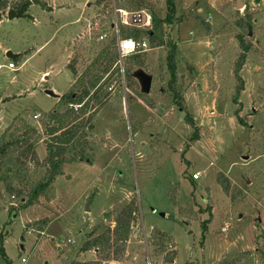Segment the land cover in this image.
<instances>
[{"label":"rangeland","instance_id":"rangeland-1","mask_svg":"<svg viewBox=\"0 0 264 264\" xmlns=\"http://www.w3.org/2000/svg\"><path fill=\"white\" fill-rule=\"evenodd\" d=\"M21 1L29 3L27 15L32 19L9 20L11 9L0 15V65L16 66L15 71H0V136L5 140L28 128L37 130L34 143L43 161L45 126L53 111L67 110L60 100L71 92L75 80L68 64L76 61L79 77L96 76L108 64L102 54L105 47L116 59L101 95L109 94L110 86L114 93L86 132L91 149L86 151L87 160L64 164L51 190L21 211H9L18 200L0 181V235L10 263L94 261L95 251L80 252L87 236L114 228V214L135 199L139 213L125 257L120 263L104 264H165L168 252L177 254L172 264H217L242 255L246 257L239 264H264V0H242L241 9L237 0H175L182 22L170 26L160 23L166 0H148L155 8L157 30L177 47L176 87L183 111L169 90L167 48H152L132 61L127 58L124 82L117 75L114 10L133 11L127 2L38 0L37 5L33 0H10V4ZM248 16L250 25L244 30L238 23ZM157 30L153 23L150 32ZM102 32L108 34L105 43L96 41ZM239 33L254 51L240 73L244 89L236 104L233 64L240 53ZM8 52L18 59L9 60ZM128 66L134 74L141 70L152 76L149 95L128 86ZM150 100L153 108L147 105ZM91 104L96 107L97 101ZM194 133L198 139L190 142ZM218 173L231 181V195L218 184ZM44 177L45 169L29 165L21 170L11 156L0 166V180L15 187L25 178L36 184ZM185 204H191L184 210L195 220L182 218ZM204 221L209 222L205 232ZM156 230L169 235L162 254L153 246ZM0 264H6L1 255Z\"/></svg>","mask_w":264,"mask_h":264},{"label":"trees","instance_id":"trees-1","mask_svg":"<svg viewBox=\"0 0 264 264\" xmlns=\"http://www.w3.org/2000/svg\"><path fill=\"white\" fill-rule=\"evenodd\" d=\"M130 6L133 11H139L141 8H147L153 15V23L156 25L157 19L155 17L154 6L148 0H124ZM10 0H0V15L4 14L7 9H12L15 12L23 11V17H29L27 11L29 3L25 1L10 4ZM101 0L98 1V4ZM166 15L160 22L162 24L174 25L182 22V18L177 17L175 10V0H166ZM1 18V17H0ZM32 19L31 17H29ZM251 18L248 16V20L242 23L239 22V27L246 30L250 25ZM203 26L209 31V25L203 23ZM158 32V33H157ZM157 32L142 31V30H123L122 37L134 38L141 42L147 39L151 45V48L165 47L168 49L166 57L167 69L170 73L169 90L173 93L175 104L183 111L185 110L184 101L182 95L177 89V47L176 44H172L169 40L164 41V37L161 36V29ZM236 39L240 53L235 59L233 64V75L237 82L236 94L234 96V102L237 104L239 96L244 89V81L241 78V71L246 63L248 55L254 51V47L251 42L244 38V34H237ZM105 43V42H104ZM109 47H105L102 52L104 59H108V64L100 71L96 76H78V72L75 68L76 61L73 60L68 64L69 70L74 75V82L70 93L61 98L60 103L67 106V110L64 113L53 111L49 117V122L45 126V139L44 145L46 149V158L41 161L36 153V147L34 138L38 136V131L33 128H28L24 132L16 135L15 137L4 139L0 136V166L3 161L11 156L15 166L21 170H25L29 165L34 169H45V177L36 184L30 182V179L25 178V181L18 187L13 186L6 180H0L5 185V190L10 197L17 198L18 203H11L9 205V211H21L27 207L33 206L38 203V199L51 190L52 184L55 178L61 174V170L64 164L74 163L87 160L86 151H90L87 130L92 123L95 115L98 111L108 102L110 99V93H102L103 89L107 85V82H103L105 77L111 73L113 62L115 63L116 57H111L109 54ZM102 54L98 60H101ZM145 57L144 54L133 55L129 57L131 61L135 58ZM18 59V58H16ZM15 59V60H16ZM128 60V59H127ZM98 62V61H97ZM138 68H143V63L138 62ZM111 75L106 79L110 80ZM87 80L88 86L85 85ZM126 80H128V86L134 91H139V84L136 82L134 72L130 66L126 68ZM77 88V89H76ZM77 90L76 92L74 91ZM107 89V88H106ZM102 97V98H101ZM93 101H97V106L91 104ZM148 106L153 108L155 105L150 100L147 102ZM239 112V110H238ZM236 112V114L238 113ZM187 121L196 131L193 119L187 116ZM243 124V121L240 120ZM245 124V123H244ZM198 139V134L194 133L190 142H194ZM193 179V178H192ZM218 184L221 186L223 192L226 195H231L232 185L229 178L223 173H218ZM27 197V200H26ZM231 200H234L231 199ZM191 204H185L180 209L182 218L186 220H195L184 208ZM139 208L137 200H132L129 204L120 212L114 214V228H106V230L100 234L96 233V230L87 236L86 241L81 247V253H87L95 251L96 258L90 262L72 261L71 264H104L110 261L122 262L125 257L126 246L129 240L132 225L137 219ZM208 221L202 223L203 232L208 228ZM169 235L160 230H156L153 233V246L156 251H160L161 254L165 252V247L168 242ZM155 251V252H156ZM0 255L6 264H11L4 250L3 246V233L0 235ZM177 257L175 252H168L165 255L164 263L172 264ZM246 255L240 257L227 258L217 264H239Z\"/></svg>","mask_w":264,"mask_h":264},{"label":"built area","instance_id":"built-area-1","mask_svg":"<svg viewBox=\"0 0 264 264\" xmlns=\"http://www.w3.org/2000/svg\"><path fill=\"white\" fill-rule=\"evenodd\" d=\"M115 20L112 26L115 30V47L117 51V62L116 65L120 68L117 69V75L124 82L125 80V61L127 58L133 55H139L152 51L151 45L147 39L139 42L134 38H124L122 37L121 27L123 26L125 30H142L150 31L153 25V16L147 10L139 11H127L122 8H115ZM113 38V39H114ZM108 40L107 32H102L96 38L97 42H106ZM4 68L15 71L16 66L9 63L7 66L0 65V71ZM124 91H126V86L122 83ZM109 93H114V86L108 88ZM39 116H34V119H38ZM193 180H197L198 176L193 175ZM14 199V197H12ZM222 232H227V228H223ZM71 241H67V244H71Z\"/></svg>","mask_w":264,"mask_h":264},{"label":"water","instance_id":"water-1","mask_svg":"<svg viewBox=\"0 0 264 264\" xmlns=\"http://www.w3.org/2000/svg\"><path fill=\"white\" fill-rule=\"evenodd\" d=\"M34 4L40 5V2L38 0H33ZM244 4L242 2V0H237V9H241L243 8ZM7 16L9 18V20H12L14 18H20L23 17V11L20 10L18 12H15L14 10H9L7 13ZM7 58L9 60H14L16 58H18L17 55L12 54L11 52L7 53ZM135 79L137 80L140 89H141V93L143 95H149L151 92V88H152V83H153V78L152 76L144 73L143 71H138L134 74ZM47 94L51 97H55V95L52 92H47ZM91 127H89L90 129ZM131 264V263H128Z\"/></svg>","mask_w":264,"mask_h":264}]
</instances>
